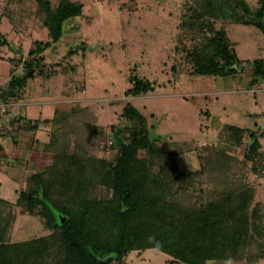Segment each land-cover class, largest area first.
I'll return each mask as SVG.
<instances>
[{"label":"rangeland","instance_id":"374dc122","mask_svg":"<svg viewBox=\"0 0 264 264\" xmlns=\"http://www.w3.org/2000/svg\"><path fill=\"white\" fill-rule=\"evenodd\" d=\"M220 1L81 0L83 14L68 19L62 38L45 51L49 71L56 70L55 75L48 83L41 76L30 81L32 90H41L45 84L48 92L58 94V106L48 103L44 110L50 116L57 108L51 121V141L63 139V146L57 143L51 153L65 161L56 168L38 210L17 208V217L29 215L31 219L20 220L25 229L16 232L15 241L43 239L45 245L37 248L42 260L58 258L55 249L63 247L65 240L57 223H64L69 216L83 218L85 197L107 198L103 186L96 192L92 187L86 189L95 179L92 169L103 161L114 164L120 152L116 141L126 142L132 130L143 127L167 154L161 161L153 160L152 169L163 173L173 192L191 191L188 205L194 207L216 190L206 177L212 168L207 157L215 155L219 160V156H228L230 164L242 171L234 177L239 182L235 183L231 170L230 181L245 183L255 191L249 212L258 219L251 222L264 223V82L253 66L255 60H264V36L256 27L234 23L242 17L264 23L256 14L264 0H233L231 7ZM246 8L255 12L247 15L243 13ZM42 13L37 0L0 1V62H11L15 72L21 71L23 58L19 56L26 54L34 41L47 40ZM13 19L19 20V26ZM224 33L240 59L232 67L234 72L226 77L195 75L202 54L217 60L218 42H226ZM137 78L154 83L153 91L129 96L126 91ZM4 80L0 74V82ZM73 121L75 129L67 127ZM64 127L72 130L68 141H64ZM255 139L259 141L256 153L245 159ZM139 157L149 156L140 151ZM9 215H14L11 209ZM100 222L93 218L83 226L94 235L99 229L94 230L93 224ZM262 228L264 225L260 230L264 232ZM254 238L264 244V236ZM11 241L14 243L13 235ZM169 260L165 253L147 250L132 252L120 264H170Z\"/></svg>","mask_w":264,"mask_h":264},{"label":"trees","instance_id":"16d2710c","mask_svg":"<svg viewBox=\"0 0 264 264\" xmlns=\"http://www.w3.org/2000/svg\"><path fill=\"white\" fill-rule=\"evenodd\" d=\"M223 1L219 3L222 5ZM225 1L228 4L233 2ZM37 3L42 6L44 16L40 20L48 31L47 40L33 42L22 59L21 71L13 73L10 81L0 89V99L5 104L16 98L24 85L38 76L46 83L55 75L56 70H53L54 73L49 71L45 51L62 38L64 23L82 15L85 9L81 0H59L57 4H53L51 0H37ZM244 11L247 15L255 12L252 8ZM256 14L264 19V5ZM18 21L12 20L19 26ZM234 23L256 27L264 36L262 21L261 24H256L244 21L242 17ZM226 37L224 33L225 43L218 42L217 60L209 59L203 54L199 57L195 75L226 77L234 72L232 67L238 65L240 59L228 45ZM253 66L264 82V60H255ZM154 85L137 78L126 93L129 96H140L153 91ZM68 126L75 129V121ZM65 128L61 132L64 133V141H68L67 135L72 130L68 128L67 131ZM234 129L239 131L238 128ZM131 132L128 142L121 140L117 161L114 164L101 162V165L92 169L95 179L86 182V189L92 187L94 192L100 186L106 188L107 198L101 200L96 195L92 198L85 197V210L81 213L83 218L69 216L64 223H57L59 235L66 243L55 249L58 258H54V261L42 260L43 257L37 253L38 246L45 245L43 239L38 242L12 243L17 206L0 199V209L8 207V210H0V264H116L121 263L132 252L143 253L147 250L167 254L171 257L168 261L170 264H251L264 261V244L254 238L255 235L264 236V232L260 231L264 223L261 220L251 222L252 218L257 217L249 212V207L255 200V191L245 183L235 184L239 183L236 179L242 171L237 165L230 164L232 162L228 161V156H219V160H216L215 155L207 157L212 160V168L206 172V177L212 186L215 185L216 190L193 207L188 205L193 196L191 191L173 192L172 184L162 177L163 173L152 169L153 160L159 158L161 161L167 154L156 146L151 133L144 127ZM239 134L242 136V132ZM251 135L256 137L255 133ZM62 140L51 141L47 149L54 151L57 143L60 147L63 146ZM255 140V144L248 146L245 159H250L256 153L259 141ZM140 151H145L149 157H139ZM151 157L152 161L149 159ZM205 167L206 170L209 169L207 165ZM231 170L235 172L231 176V180L236 177L234 184L229 177ZM10 209L13 216L9 215ZM93 218L101 221L93 224L94 230L99 229L98 234L94 235L88 234L83 226L84 222L91 223ZM115 261L117 262L114 263Z\"/></svg>","mask_w":264,"mask_h":264},{"label":"crops","instance_id":"0c3cea01","mask_svg":"<svg viewBox=\"0 0 264 264\" xmlns=\"http://www.w3.org/2000/svg\"><path fill=\"white\" fill-rule=\"evenodd\" d=\"M26 54L23 53L19 58ZM14 68L11 62H0V74L5 79L0 82V89L10 81L13 73H18ZM31 82L26 83L20 94L10 100L8 112L5 115L0 114V199L16 205L19 209L30 206L38 210L39 205L46 199L47 190L57 172L56 168L65 160L63 157L59 159L53 156L47 149L52 137L51 121L57 108L49 116L45 114L44 107L48 103L57 105L58 94L48 92L49 87L45 84L41 90H32ZM59 93L62 96L60 91ZM3 104L5 102L0 99V106ZM23 218L31 219V216L17 217L13 230L14 243L20 242L14 240L16 232L25 229L23 222L20 223ZM233 263L249 264H225ZM261 263L264 261L251 264Z\"/></svg>","mask_w":264,"mask_h":264},{"label":"built area","instance_id":"2783aa9c","mask_svg":"<svg viewBox=\"0 0 264 264\" xmlns=\"http://www.w3.org/2000/svg\"><path fill=\"white\" fill-rule=\"evenodd\" d=\"M9 106H10L9 103L3 104L2 106H0V114L1 115H5L8 112V107Z\"/></svg>","mask_w":264,"mask_h":264},{"label":"water","instance_id":"95a60500","mask_svg":"<svg viewBox=\"0 0 264 264\" xmlns=\"http://www.w3.org/2000/svg\"><path fill=\"white\" fill-rule=\"evenodd\" d=\"M117 139H118V138H117ZM118 142H119L118 144L120 145V144H121V141H120L119 139H118Z\"/></svg>","mask_w":264,"mask_h":264}]
</instances>
